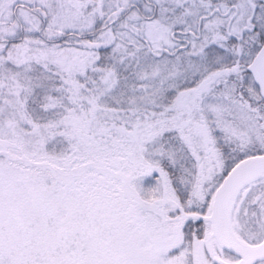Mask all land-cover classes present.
<instances>
[{"label":"snow or ice","instance_id":"6c2138e0","mask_svg":"<svg viewBox=\"0 0 264 264\" xmlns=\"http://www.w3.org/2000/svg\"><path fill=\"white\" fill-rule=\"evenodd\" d=\"M0 264H264V0H0Z\"/></svg>","mask_w":264,"mask_h":264}]
</instances>
